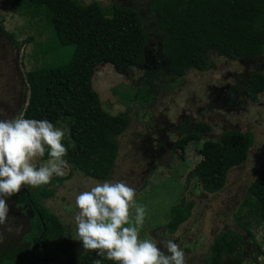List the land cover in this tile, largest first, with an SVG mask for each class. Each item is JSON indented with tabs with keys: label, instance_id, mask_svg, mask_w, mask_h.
Masks as SVG:
<instances>
[{
	"label": "rangeland",
	"instance_id": "obj_1",
	"mask_svg": "<svg viewBox=\"0 0 264 264\" xmlns=\"http://www.w3.org/2000/svg\"><path fill=\"white\" fill-rule=\"evenodd\" d=\"M10 1L0 0V88L13 91L21 90L27 71L66 63L72 47L56 43L44 17L18 14ZM81 1L107 5L111 0ZM114 1L139 13L146 33L148 62L129 68V78L116 73L110 63L89 64L84 83L90 85L106 112L113 115L125 111L128 125L116 137V157L105 180L73 171L56 185L54 196L45 200L68 229L67 238L51 248L62 259L69 246L85 249L98 244L103 252L118 253L123 264H204L213 237L229 229L239 233L243 242L231 256H225L222 264H254V260L264 264L261 221L246 206L235 217L246 187L264 162V89L256 102L248 101L242 92L250 72L264 75V53L228 59L215 48H208L203 69L190 67L182 76L170 75L160 55L163 34L146 0ZM9 35L16 44L11 43ZM24 103L25 98L22 106ZM196 120L208 124L210 130L199 141L189 142L179 156L174 141ZM228 129L250 132L252 145L245 161L228 171L220 190L203 192L194 179L186 180V173L199 159L200 142L215 140ZM48 130L55 138L67 137L62 122L51 127L47 122L18 116L20 155L13 158V170L30 188L47 184L68 171L60 160L39 158ZM7 196L0 191V263L13 260L22 264L27 247L12 240L16 241L26 228L16 226L9 231L12 207ZM176 203H189V216L169 233L164 225L169 220L170 206ZM99 210L107 212L99 217L95 232L91 221ZM244 227L261 249L256 259L255 247Z\"/></svg>",
	"mask_w": 264,
	"mask_h": 264
},
{
	"label": "trees",
	"instance_id": "obj_2",
	"mask_svg": "<svg viewBox=\"0 0 264 264\" xmlns=\"http://www.w3.org/2000/svg\"><path fill=\"white\" fill-rule=\"evenodd\" d=\"M10 3L18 14L44 17L56 43L72 47L66 63L24 74L26 103L20 112L26 120L47 122L51 127L62 122L67 129L66 138H55L49 130L44 134L39 158L60 160L68 171L49 179L47 184H36L29 189L30 203L39 213L44 231L39 236L42 226L34 214L23 237L28 242V251L22 264H56L58 253L49 246L66 239L67 229L45 200L54 196L56 185L69 178L73 171L105 180L116 157V137L128 125L125 111L112 115L102 108L90 85L84 83L85 74L89 64L107 62L116 73L129 78L128 69L141 67L143 63L146 33L139 13L114 0L107 5L81 0H11ZM146 7L163 34L160 55L170 75L182 76L190 67L203 69L204 52L208 48H215L228 59L264 53V0H146ZM9 38L15 43L10 35ZM263 89L264 75L250 72L242 88L244 97L256 102ZM209 130L208 124L194 121L190 129L174 141L178 155L189 142L199 141ZM252 142L250 132L230 129L221 132L215 140H202L197 149L199 159L187 171L186 180L194 179L206 193L220 190L228 171L245 161ZM17 145L19 147V143ZM15 192L18 203H28L22 192ZM190 206L189 203L170 206L169 220L164 225L167 232L173 233L188 218ZM243 206L254 211L264 226V162L246 187L235 217ZM105 212L97 211L96 219L91 221L95 232L99 217ZM244 230L255 247L256 259L261 249L252 233L246 227ZM241 242L243 237L239 233L229 229L220 231L203 257L204 264H222L223 258L231 256ZM65 263L122 264L115 254L101 252L97 245L84 250L71 247L66 251ZM0 264L18 263L3 260Z\"/></svg>",
	"mask_w": 264,
	"mask_h": 264
},
{
	"label": "flooded vegetation",
	"instance_id": "obj_3",
	"mask_svg": "<svg viewBox=\"0 0 264 264\" xmlns=\"http://www.w3.org/2000/svg\"><path fill=\"white\" fill-rule=\"evenodd\" d=\"M147 62H148V60H147V56H146V52H145L144 60H143V63L141 66H145L147 64ZM24 84H25V81L23 80L21 82V90H13L14 92L12 90L6 88V87L0 88L1 89L0 90V191L2 192V196H3V194H5V195H6V193L8 194L7 197L9 199L10 206L12 207L11 212H9L11 214V221L8 224L9 231L10 232L14 231L16 226L21 227V228H23V227L26 228L21 234H19V238H17L16 241L12 240V238H10V239L13 242H15L17 245L23 244L24 246L27 247V251H28V242L26 240H24L23 237L26 234V232H28V230H29V222H30L32 216L35 214L37 216L39 222L41 223L42 230H41L39 236L44 231V226L42 224L41 217H40L39 213L37 212L36 208L33 207V204L30 203V200H27L28 203L27 202L18 203V197H17V194L15 192V191L22 192L25 195V190L29 194V192H28L29 189H32V188L26 186L25 184L21 183L19 176L13 170V163L15 161V159H13V158H17L20 155V150H19L20 143L18 140V136L16 134V127H17V119H18V116L20 115L22 104H23L24 98H25ZM17 143H19V147H18ZM25 206L27 208H25ZM28 213H30V214H28ZM66 229H67V226H66ZM12 236L13 235L10 234V237H12ZM67 236H68V229H67ZM67 236H66V238H67ZM62 241H60V242H62ZM7 242H8V240H5V243H7ZM60 242H58V243H60ZM52 244H57V242L51 243L49 246V248L52 251L57 252L56 250L51 248ZM13 245L15 246V244H13ZM90 245H97L99 247L98 244H90ZM73 246H76L79 250H84V249H80L79 246H77V245H72L71 247H73ZM71 247L69 246L65 249V251L63 252L64 253L63 259L60 258L59 257L60 255L58 254V260H57L56 264H66L65 263L66 251L68 249H70ZM99 249H100V247H99ZM27 251H26V253H27ZM101 252H103V251H101ZM111 254H115L120 259L118 253H111ZM50 261H51V259H50ZM13 262H15V261H13ZM203 263H204V261H203ZM253 263L258 264V262L256 260H254Z\"/></svg>",
	"mask_w": 264,
	"mask_h": 264
},
{
	"label": "water",
	"instance_id": "obj_4",
	"mask_svg": "<svg viewBox=\"0 0 264 264\" xmlns=\"http://www.w3.org/2000/svg\"><path fill=\"white\" fill-rule=\"evenodd\" d=\"M25 197L27 200H29V194L27 193V191L25 190Z\"/></svg>",
	"mask_w": 264,
	"mask_h": 264
},
{
	"label": "clouds",
	"instance_id": "obj_5",
	"mask_svg": "<svg viewBox=\"0 0 264 264\" xmlns=\"http://www.w3.org/2000/svg\"><path fill=\"white\" fill-rule=\"evenodd\" d=\"M25 103H26V97H25ZM25 103H24V104H25Z\"/></svg>",
	"mask_w": 264,
	"mask_h": 264
}]
</instances>
